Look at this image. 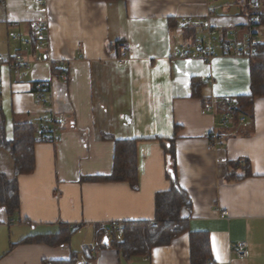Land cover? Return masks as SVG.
I'll list each match as a JSON object with an SVG mask.
<instances>
[{"label": "crops", "instance_id": "1", "mask_svg": "<svg viewBox=\"0 0 264 264\" xmlns=\"http://www.w3.org/2000/svg\"><path fill=\"white\" fill-rule=\"evenodd\" d=\"M242 2L0 3L6 139H12L15 123L37 125L44 114L35 100V83L48 85L52 109L67 119L58 142L35 145V170L17 178L18 211L9 218L0 208V264L65 261L72 252L79 253L78 264H191V234L206 237L208 262L264 264V97L254 100L243 122L217 126L221 100L250 94V57L219 48L208 64L179 57L181 50L198 47L209 30L216 32L217 44L244 42L249 15ZM36 20L48 23L46 50L14 39H30ZM257 32V41L264 42L263 28ZM38 54H46L53 65L36 61ZM16 56L26 63L11 68L8 62ZM208 106L214 114L205 111ZM213 129L221 140L209 150L206 136ZM104 135L137 141L136 189L124 182L87 180L111 172L114 144ZM172 163L191 201L190 211L181 210L187 231L152 249L149 258L128 261L104 234L115 223L154 220L155 195L170 189ZM0 174L14 177L12 159L2 149ZM221 211L228 216L220 218ZM73 225L79 226L72 230ZM65 227L73 231L68 244L27 242ZM237 242L247 245L244 259L230 252ZM85 248L94 256L90 261Z\"/></svg>", "mask_w": 264, "mask_h": 264}, {"label": "trees", "instance_id": "2", "mask_svg": "<svg viewBox=\"0 0 264 264\" xmlns=\"http://www.w3.org/2000/svg\"><path fill=\"white\" fill-rule=\"evenodd\" d=\"M3 0H0V3ZM103 1L105 3L119 0H91ZM248 0H243L242 7L248 13V28H263L264 36V11L260 8L253 13L249 12L244 5ZM255 21V23L252 22ZM254 35L257 37L258 32ZM264 42H258V53L249 58L250 67V94L245 97L231 99V102L221 100L218 110L222 113L233 115V121H238L248 111L256 98L264 97ZM57 68L56 66L53 67ZM36 84L33 93H36ZM46 91V90H45ZM206 106V105H205ZM40 122L38 123H15L13 125L12 139L8 141L5 136V117L0 105V149L9 153L12 162L14 177L6 178L0 174V208L4 209L10 218L19 209V195L17 178L21 175H29L35 170L34 147L40 142ZM104 140L112 141L114 144L111 172L107 176L88 178L90 182L99 183H127L132 189L137 188V141L115 140L111 136L104 135ZM173 163L169 170L171 187L165 192L155 195L154 220L152 222H127L122 224V234L117 235L115 225H111L108 233L104 234V240L110 247L120 252L126 260L134 258H149L152 249L167 246L171 240L187 231V221L181 218V210L190 211L191 201L187 193L181 189L176 181ZM245 178V175L239 179ZM73 231L68 227L62 228L59 233L47 237L30 238L27 242H36L49 246H60L68 244ZM106 243V244H107ZM107 244V245H108ZM83 254L88 261L94 256L87 248ZM190 259L191 264H208L210 260L209 244L202 234H191L190 236ZM79 253L72 252L69 259L65 261H44L43 264H78Z\"/></svg>", "mask_w": 264, "mask_h": 264}, {"label": "built area", "instance_id": "3", "mask_svg": "<svg viewBox=\"0 0 264 264\" xmlns=\"http://www.w3.org/2000/svg\"><path fill=\"white\" fill-rule=\"evenodd\" d=\"M37 3L41 6L44 5V0H37ZM248 9L250 13L256 12L260 8L259 0H248ZM255 23L254 20H252ZM32 28V36L30 39L24 40L20 37H15L16 41L23 46H29L32 42H35L37 45V49L46 50L47 41H48V23L45 20H36L31 24ZM257 29L254 27L248 28L247 37L244 42H238L234 39L231 41H225L222 44H217L216 42V32L214 30H209L205 36L201 39L200 45L194 49L185 48L181 50L179 53V57L189 58L196 57L200 59L202 63L208 64L211 62L214 57L216 49H220L224 54H245L248 57L254 56L258 53V41L254 36L256 34ZM264 55V50L262 51ZM4 58L0 56V66L4 63ZM36 61L38 62H47L50 66L53 65L52 61L45 54H38L36 57ZM25 61L20 57L16 56L14 59L10 60L8 64L11 68H18L25 65ZM62 67V68H61ZM63 69V65L60 66ZM36 84V93H34L35 100L37 102V106L44 112L39 117V133H40V141L41 142H49L56 143L59 140V133L64 129V126L67 122L66 116L62 113H57L52 109L51 99L48 98L49 93L47 92L48 85L44 82L35 83ZM46 90V91H45ZM205 111L210 113H215L214 108L212 106H208L205 108ZM233 115L225 113L220 116L217 120V126L221 128H225L230 122L233 121ZM244 119L240 118L239 122H243ZM207 140L209 141L208 149L212 150L216 147L217 142L221 140V137L217 134V132L213 129L211 130L207 136ZM228 213L226 211H221L219 213L220 218H226ZM116 233L117 235L122 234V224L115 223ZM79 225H73L71 227L72 230H76ZM247 245L245 242H237L231 244L230 252L236 258L244 259L247 255L246 252ZM208 264H213L212 262H208Z\"/></svg>", "mask_w": 264, "mask_h": 264}, {"label": "rangeland", "instance_id": "4", "mask_svg": "<svg viewBox=\"0 0 264 264\" xmlns=\"http://www.w3.org/2000/svg\"><path fill=\"white\" fill-rule=\"evenodd\" d=\"M260 1L262 2V8H261V10L264 11V0H260Z\"/></svg>", "mask_w": 264, "mask_h": 264}]
</instances>
